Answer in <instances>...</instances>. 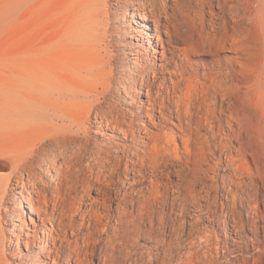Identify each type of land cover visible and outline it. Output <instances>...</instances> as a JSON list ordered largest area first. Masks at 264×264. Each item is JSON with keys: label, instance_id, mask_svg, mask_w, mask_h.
Instances as JSON below:
<instances>
[{"label": "bare ground", "instance_id": "1", "mask_svg": "<svg viewBox=\"0 0 264 264\" xmlns=\"http://www.w3.org/2000/svg\"><path fill=\"white\" fill-rule=\"evenodd\" d=\"M30 4L0 107V264H117L118 245L264 264V0Z\"/></svg>", "mask_w": 264, "mask_h": 264}, {"label": "rangeland", "instance_id": "2", "mask_svg": "<svg viewBox=\"0 0 264 264\" xmlns=\"http://www.w3.org/2000/svg\"><path fill=\"white\" fill-rule=\"evenodd\" d=\"M34 11L35 9L33 4L24 7L22 5V0H0V107L4 97V86L8 69L7 61L9 59L12 61L16 60L23 47L24 42H27L31 45L36 38V11ZM252 52V56L249 60L246 61V77L249 81V85L253 83L254 76L260 64L261 56V51L258 48H256ZM228 56L231 57V55ZM262 125L264 126V124ZM255 127L258 126L256 125ZM7 171L8 170H4L0 173H4V175H6ZM224 191L225 190L222 187V183L220 182V190L216 193V196L218 197V209H216L219 215L224 214V211L222 210V203H226L225 198L227 195V193ZM92 195L95 196V194ZM116 205L117 203L114 204V206ZM188 208V211L191 210V214L196 213L194 211L195 209L191 205H189ZM171 230V227H168L166 229V232L170 234ZM217 231L220 233L219 227H217ZM102 238H107V235H104ZM231 238H236V236L231 234ZM219 239H223V236L220 235ZM141 244L144 245L146 243L142 241ZM153 244L154 243H149L148 245L152 247ZM100 253L101 251L98 248L96 251L95 264H99ZM115 255L117 264H131L129 261L125 260L123 253L121 252V247L119 245L117 247ZM159 262L160 261H157L156 264H158ZM140 264L142 263L140 262Z\"/></svg>", "mask_w": 264, "mask_h": 264}]
</instances>
